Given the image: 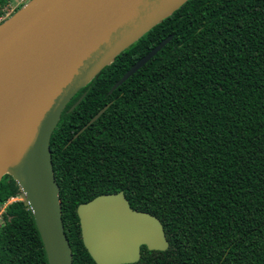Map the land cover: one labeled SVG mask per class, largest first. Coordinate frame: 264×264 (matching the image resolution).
I'll return each mask as SVG.
<instances>
[{
    "label": "trees",
    "instance_id": "trees-1",
    "mask_svg": "<svg viewBox=\"0 0 264 264\" xmlns=\"http://www.w3.org/2000/svg\"><path fill=\"white\" fill-rule=\"evenodd\" d=\"M48 147L72 264H95L77 204L119 190L168 242L124 264H264V0H186L74 93ZM19 195L2 175L0 205L16 199L1 212L0 264H47Z\"/></svg>",
    "mask_w": 264,
    "mask_h": 264
},
{
    "label": "water",
    "instance_id": "water-1",
    "mask_svg": "<svg viewBox=\"0 0 264 264\" xmlns=\"http://www.w3.org/2000/svg\"><path fill=\"white\" fill-rule=\"evenodd\" d=\"M185 1L28 0L0 22V178L7 174L17 185V198L31 212L47 264H72L48 147L63 107L118 53ZM171 37L139 57L108 93ZM75 213L82 245L95 264L133 263L142 245L167 248L159 219L131 208L121 190L79 203Z\"/></svg>",
    "mask_w": 264,
    "mask_h": 264
},
{
    "label": "rangeland",
    "instance_id": "rangeland-1",
    "mask_svg": "<svg viewBox=\"0 0 264 264\" xmlns=\"http://www.w3.org/2000/svg\"><path fill=\"white\" fill-rule=\"evenodd\" d=\"M28 0L24 1L23 3L16 5V0H6V1H2L0 0V22H2L4 19H6L12 12H14L18 7H20L21 5H23L25 2H27ZM16 197L13 198H9L6 202V204L10 201L15 200ZM4 204V206L6 205ZM0 225H1V220H0Z\"/></svg>",
    "mask_w": 264,
    "mask_h": 264
},
{
    "label": "built area",
    "instance_id": "built-area-1",
    "mask_svg": "<svg viewBox=\"0 0 264 264\" xmlns=\"http://www.w3.org/2000/svg\"><path fill=\"white\" fill-rule=\"evenodd\" d=\"M24 1H26V0H16V5L15 6H17L18 4H20V3H23ZM10 198H13V197H10ZM9 199V198H8ZM7 199V200H8ZM7 200H5L4 202H2L1 203V205H0V220H1V212L3 211V209H4V207L6 206H4V204H6V202H7ZM9 203V202H8ZM1 224H2V221H1Z\"/></svg>",
    "mask_w": 264,
    "mask_h": 264
}]
</instances>
